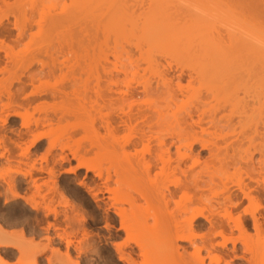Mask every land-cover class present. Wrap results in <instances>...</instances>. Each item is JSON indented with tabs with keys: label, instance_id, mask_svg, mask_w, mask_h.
<instances>
[{
	"label": "bare ground",
	"instance_id": "1",
	"mask_svg": "<svg viewBox=\"0 0 264 264\" xmlns=\"http://www.w3.org/2000/svg\"><path fill=\"white\" fill-rule=\"evenodd\" d=\"M1 2L7 3L8 0H6V2H5V0H1ZM156 3H158L160 5H164V6H169V7L170 6L172 7L175 5L179 6V7L180 6L192 7V9L194 8L197 11L201 10V12L203 13L201 15L200 12H196V13L194 12L195 14H191L189 16L186 13V15H187L186 17L183 16V13H182V17H181L183 20L182 21L183 25L185 23H187V25L189 24V26L195 25V27H196V24L199 23V24H201L202 27H204L203 30L201 29L203 32L200 30L202 32L201 36H202V38H204L203 40H204L205 45H206L205 47L209 51V55H207V56H201V57L197 56L196 58H194L195 57L194 56L193 58H191L192 62L190 60H188V62H191L190 65H193V66H191V74L190 75H192V72H193V74H195V73L196 74H207V75H211V76L216 77V76H221V75L222 76H226V75L229 76L230 74L235 75V72L236 73L239 72L241 74H244L245 75L244 77H246V78L244 79V77L243 78L239 77V78H242V81H240V82L242 83L244 81V83H242V87L238 86V88H240V89L236 88L239 91L243 90L241 97L239 96L238 91H234L236 89L233 90V88H232L231 92H230V89H228V88H231L232 85L230 86L229 83H227V82L226 83H227V85H229V87H227V86H223L221 88L218 87V90H216L215 95L213 94L214 92H212V96H216V98L215 97L212 98L213 100H215L213 102L217 101V104L214 103L216 105V107L214 106V104L211 103L212 106H214L216 109V111H214V112H216V114H214L215 117L213 118V116H211L213 119L211 121L212 126L210 129V131H211L210 135H211V137L213 136V138L206 140L200 136L202 133L204 134V132L209 131L208 129L206 130V128L205 129H202V128L198 129L201 132H199L195 129H192L193 131L195 130V132L192 131L193 133L190 134L189 137H187L189 135V133L185 137L182 136V135H184L183 134L184 130L182 131V130L178 129V131H177L174 129L176 131L174 133L172 132L173 130H170V127L171 128H174V127H172V125L169 124V121H170V123H174V120H176V118H175L176 115H178L179 117L177 118L176 123H174V124H177V123L180 124L181 123L185 126H189L187 128L195 127L198 125L197 128H200L199 125H200L201 118H200V121L198 120L199 118L195 119L196 118L195 116L198 115V109L200 107L188 108L185 110L178 111L176 113L173 109L172 103H173L174 99L176 98L175 95L177 93L172 91L170 89V86L166 85V84L170 85V83H166V84L164 83V85L161 84L162 82H166V80H168V78H170L169 80H173V79H171L172 77L173 78L175 77L177 80L180 81L182 79V77L185 75L184 74V68L183 69L182 68L177 69L178 68L177 67L176 68L177 70H174V68L172 69L171 64H169L171 62H169V61L167 62V59L165 56L162 57L161 55L156 56V55H152L150 53H146L144 55L143 54L139 55L136 59L134 58L135 60L133 61V63H135V64L133 66H129V64L127 62H126L127 63L126 65L124 64L126 66L125 69L123 66L121 67L123 69H121V68L116 67V65H114L115 66L114 67L115 69L113 68L114 72L117 70V71H120V73L119 72L113 73L107 69L108 73L106 74V71H105V74L102 75V77H105L106 79L103 78L102 80H104V79L105 80H104V82L103 81L102 82L103 83L106 82L105 86L107 85V87H108V88L105 87L106 89H108L107 92L106 91H103V92H106V94H104L105 95L104 97H106L110 100L109 103H112L115 100L116 101L123 100L122 102H126L125 100H127L128 96H130L129 98H131V97L134 98V100L135 99L137 100V98H135V97H138L141 95H146L145 96L146 98L148 97L146 99V101H147L146 103H145V100H144V102L142 101L143 102L142 103L139 100L137 102L136 100L134 101L131 98L129 101L130 106L128 105L130 107L129 108L130 110L127 113L126 112L124 113V110H123V113L121 112L122 114L118 111L119 115H118V113L115 114V118L113 116L114 114H112L113 117H110V118L108 117L110 120L112 119L111 120L112 122L109 121L111 123V125L108 122V124L110 126H112L115 123V126H117V127L118 126L124 127V125L126 127V125L129 124V126L132 127V128H130L132 130V132H133V130L135 132V129H133L134 127H137V128L139 127L140 123L142 122V117H145V118H143L144 120L146 119L145 124H146V121L149 122V124H146L147 127L142 126L143 128L144 127L146 128V130L144 129L145 131L142 130L143 129L142 127H140L141 129L138 128V130H140V131H137V128H136V133L139 132V134L137 133L138 134L137 135L136 133L135 134L133 133V136L134 135H136V136L133 137L131 135V138L129 137L130 139L128 138V139H126L127 141L125 140L126 142L124 141L122 143V149L123 150H121V149L120 150L123 151L122 153H124V157L126 156L125 157L126 163H125V168L123 169V173H121L122 174L121 181L125 185V188L127 186H128V188L126 190L119 191L118 193H114L117 190L113 191L115 189L111 188L110 190H111L112 194L115 195L114 201L116 200L117 203L120 202L119 204H123L125 201H127L126 203L129 202V204H131L133 206H137V205H140L137 203V202H140L139 197H140V200H141V198H145V200H146V202L144 201L145 205H141L139 212H136V214L134 213V215H135V218L137 220L139 219L138 221L140 222V228L143 230L149 231L147 233V240H148V244L150 246L148 244H146L147 242L144 240L143 244L145 246L141 243L142 246H144L143 249H145L146 246H149V247H146L147 251H150L149 253L153 254L154 257L157 259L156 261H153L154 262L153 263L152 262V260L154 259L153 255H151V257H150V254L145 249L144 251H146L148 253L147 255H149L148 257L151 259L149 261V258H147L146 252H142L143 255H146L145 258H147L149 261V262H147V264H152V263L153 264H155V263L156 264H169L172 260L174 261L175 259L177 260V263L175 262V264H235V262H237V261H239L240 264H264V116H263L264 115V111H263L264 110V0H148L147 4H149L148 6L152 8L153 7L152 5H154ZM3 8L1 5L0 6V182L2 183V185L5 184L4 185V188H5L4 191L6 193L5 195H7L9 197L10 196L19 197L20 195H19V193H17V190H16V183H15L16 177H15L14 173H13V176H11V173L8 174L9 176L6 175L7 173H5L9 170L13 171V172L16 171L10 167L8 170L6 168V166L8 167L9 165H11V162L13 161V159L18 157L16 159H19L18 160L19 163L21 161H23V162H21L23 164V166L25 163H27L29 161L30 163H27L25 165L30 164L34 169L35 168L37 169L36 172H38V173H36V174H38V176H36L35 174L33 175V172L31 171V169L28 170L29 168H32L29 165H28L29 168L27 167L28 169L26 168L27 169L26 171L20 170V169H22V167H20V169H18L17 171L21 172L24 177H26L28 179L30 178L29 181H31L32 184L34 183L36 185L35 187H38L39 189H41L40 186L42 185V183L41 182L37 183V182L39 181V179L42 178L43 172H45L46 174H49L51 176L52 174L55 173V171L57 169V165L61 164L62 161H67L68 159H70V157H68V155L66 153H64L65 148L68 149V147H67L68 144L67 145L65 143L63 144L61 139H60V141H61L60 142L59 141L60 137L58 139L56 138L55 140L51 139V138L55 137L54 136L55 134L53 135L52 131H50V132H45V131L40 132L39 131L40 126L44 125V123L46 121L47 122L50 121L51 123H53L51 121L52 117H51V119L49 118V114L46 113L43 117H41L42 115L39 116V118L36 119V122H34L35 125H33V123H30L29 119L23 120V121L21 120L23 123H21V125H20L21 128H18V129H14L11 124H12L13 118H15L18 115L20 117L23 116L22 113L20 111H18V109L16 107H20V108L23 107V109L25 111L27 110L26 112H28V108H24V106H27V107L30 106L31 107V105L33 106V104L35 105V103L40 104L39 102H41L43 104V102H44L42 100L43 98L45 99L46 97L48 98V96H49V99H50V97H52V99L58 100L59 98L63 99V98L68 96V93H69L68 89L71 86L70 84H62V85H59L58 87H53L52 89L47 88V85L49 86V84L47 83V85H46L47 79H45V78L49 77V76L50 77L54 76L53 72H55V74H56V72L58 70L57 68H59V67H57L55 63L49 64L48 61L43 60V56L45 55L44 58H48V57H50V59L53 58L58 53H61V51H63V52L66 51L67 48H64V45H66L65 47H68V43H70L69 44V46H71L70 48H75V47H73L75 45V40H74L75 38L74 37H76L77 33L75 35V32L68 29L67 32H69V31L70 32L67 35V32L65 31V28H64L66 25L64 26L63 21H65L66 23H70L72 25V27H74V25H75L74 22L76 21L75 20L76 14H75V11H74L75 15L72 12H70V14H67L69 12V11H67L66 12L67 15L62 17L61 21L59 20L58 16H55L58 19L55 18L56 19L55 20L52 18V22L50 21L51 23L50 22L48 23L49 25L44 24L43 26H41L39 24L40 26H38L37 30L35 32H31V31H33L32 29L35 27V26L33 27L34 24H32L30 22H28L30 25L26 24V22L22 23V24H20V23L17 24V23H15V21H14V23H12L13 20L11 21V18L9 17V13L6 10H4ZM169 9L171 10L173 8H168V9L165 8V10H169ZM186 9L189 11L188 8H186ZM158 13H160V12H158ZM163 13H165V11ZM167 13H168V15L169 14L172 15L171 12L170 13L167 12ZM155 16H157V15H155ZM183 17L185 19H183ZM155 19H154V21H155ZM162 19H164V18H162ZM68 20L72 21L73 23L69 22ZM158 20L160 22L161 19H158ZM167 20H169V19H167ZM167 20L165 22H167ZM60 22H63V23L60 24ZM165 22H164V24H165ZM62 24H63V27H62ZM191 26H190V28H191ZM59 28L60 29L64 28L63 30L66 33L65 34L66 37L64 38L66 44H64V42H62V40L64 41V39H63L64 35L62 33L63 37L61 40V44L63 43V46H61V44L57 45L60 42L59 37H61V36H58L59 31H57V30ZM55 29H57V30H55ZM74 30H75V28H74ZM54 32H55V34H54ZM61 32H62V30H61ZM27 33H29L30 36L27 35ZM49 33H52V35L51 34L49 35ZM26 35L29 36V41L31 39L34 40V38L37 35L39 37L38 38L36 37L35 38L36 40L37 39L38 40H40V39L44 40L46 37L47 41L49 40L48 44H49V42H51L49 44L50 47L47 44L45 49H43L44 47L43 48L41 47V49H40V47H37V48L35 47V49L32 48V50H29L28 48H26V49H28V51H30V53H28L27 55L31 54L32 57L31 56L27 57V55L25 56V53L23 54L22 51H21V53H22L21 55H23V56H20L18 54V52L16 53L17 55H15L14 51H16L17 49L15 50L14 47H16L17 44H14L15 46H13V41L20 42L24 38H26L25 37ZM47 35H49V37H47ZM60 35H61V33H60ZM145 36H147V35H145ZM54 37L55 38L58 37V38L55 39ZM66 39H68L69 42ZM33 40H31V43H33L32 42ZM36 40H34V41H36ZM57 40L59 42L57 44H55V42H57ZM24 44H26V42ZM34 44H31V46ZM26 45L28 46V44H26ZM26 45H25V47H26ZM53 45H55V49L50 50V48H54ZM56 46L62 47L64 50L63 49L61 50V48H58ZM75 46H77V45H75ZM149 46H150V44H149ZM59 50H61V51L59 52ZM68 50H69V48H68ZM71 50L72 49H70V51ZM63 52L61 53V55L63 54ZM74 52H72V53H74ZM26 53H27V51H26ZM41 55H43L42 59H41ZM59 55L60 54H58V57H59ZM18 58H19L18 61H20V58H21L20 64L23 67H26V70L20 74L17 71H16L17 73H14L15 71H13L14 69H16L14 65H15V61L17 63ZM22 58H24V59H22ZM26 59H27V62H26ZM69 59L71 60V58H69ZM23 60H24V62H23ZM165 61L168 63L167 65L164 64ZM22 62L24 64H22ZM35 63H38V65H36ZM33 64H35V66H37V67L33 66ZM26 65H28V66H26ZM62 65L66 66L65 63ZM22 66H20L19 68H22ZM55 66H56V68H55ZM188 66H189V64H188ZM70 67H73V66H70ZM54 69H57V70L54 71ZM113 69H111V70H113ZM23 70H24V68H23ZM170 72H172V74H171L172 77L165 78L170 74ZM121 75L124 78H127L125 76L129 77L126 79L127 80V86H126L127 89L126 90H120V88L118 89V87H117L118 83H120L124 79ZM129 75H131L134 78H136V77L138 78L139 77L138 75H140L141 77H142V75H143V77L145 75H148V76L150 75L151 78H152V76H156V77H158V79H159V77H161L162 82H160L161 81V78H160V81L156 82L154 85L153 84L154 80L151 81V80L147 79L148 77L146 76L147 77L146 79L149 82V83L147 82L148 84L145 83L143 87L140 85L141 88L132 87V84L130 82L131 76H129ZM199 76H201V75H199ZM228 76H226L227 78H224V77L223 78L227 80ZM236 76H234V77H236ZM120 77H122V79ZM230 77H232V76H230ZM230 77H229V79H230ZM134 78H132L131 81ZM198 80L199 79H197V81ZM226 80H224V81H226ZM128 81H129V83H128ZM200 81L201 80H199V83H200ZM169 82H171V81H169ZM228 82H229V80H228ZM233 83L235 84L237 82H233ZM44 84L46 86H44ZM130 84H131V86H130ZM205 84H206V81H205L204 85ZM222 85H224V84H222ZM239 85H241V84H239ZM43 86L46 87L47 89H45ZM173 86H175V85H173ZM176 86H177V84H176ZM236 86H237V84H236ZM113 87H116V88H113ZM208 87H210V85H208ZM254 87H255V89L257 88V96L258 97L255 96L254 94H252ZM179 88H181V87H179ZM206 88H207V86H206ZM241 88H242V90H241ZM176 89H178V87L175 88V90ZM181 89H183V88H181ZM209 89H212V88H209ZM204 90H207V89H204ZM195 91H197V89ZM254 91H256V90H254ZM229 92L230 93L234 92L235 94L238 92L236 94L237 100H238V103L242 104V109H243V113L245 115V120L246 121L248 120L247 123H249V124L251 122V126H249V130H242V131L240 130L241 133L239 131L238 133H240V134L235 136V137L229 135V132L232 133L231 128L235 127V125L231 126L232 123L234 124V122L231 123V121H232L231 119H233V117H234V115L231 114V113H233V112H231L232 110L228 111L229 114L232 115L231 118L227 112L228 105L231 103L230 102L231 95ZM194 93H198V91L194 92ZM115 94H117V95H115ZM251 94L254 95L255 97L252 96ZM180 95H182V94H180ZM192 95L190 94V96H192ZM240 95H241V93H240ZM17 96H18V99H17ZM116 96H118V97H116ZM194 96H197V95L194 94ZM194 96H192V97L195 98ZM84 97H85V95H84ZM84 97L82 96V98H81V96H80V98L86 102L88 99L85 97L87 99L86 100ZM47 98H46V101H47ZM80 98L78 100H80ZM254 99H258V100L253 105L252 102H254ZM65 100L66 99H64L63 101H65ZM82 100H80L81 102L79 101L80 103L78 102L79 107H80V104L83 102ZM112 100H114V101H112ZM208 100H210V99H208ZM199 101H201V100L199 99ZM203 101L204 100H202V102ZM85 102H83L81 104V106H83V104H84V107H85ZM139 102H140V104H139ZM118 103H120V102L118 101ZM38 104H36V105H38ZM42 104H40V105H42ZM200 104H202V103H200ZM255 104H257L258 106ZM256 106H257L258 110H257ZM262 107H263V110L261 109ZM80 108L82 109L83 107H80ZM85 109H87V108L85 107ZM201 109H202V107H201ZM88 110H89V108H88ZM35 111H36V109H35ZM202 111H203V109H202ZM202 111H201V113H202ZM115 112H117V111H115ZM20 113H21V115H20ZM87 113H88V111H87ZM251 113H253V114H251ZM256 113L262 114L261 117L259 116L260 118H262L261 121L259 120L260 119L259 117L255 118L256 116H254V115H257ZM202 115H204V114H202ZM172 117H174L175 119ZM251 117L254 118L255 120L257 119L258 121L255 122V120L253 119V122H252ZM171 118H172V120H171ZM138 119H140V120H138ZM134 120H137V122H138L137 124H139V125H136V121H134ZM144 120H143V122H144ZM50 122L47 125L50 126V124H51ZM131 122H133L134 124L131 125L130 124ZM181 124H180V128H182ZM201 124H202V122H201ZM169 125H170V127H169ZM115 126H114V128H115ZM129 126H127V127H129ZM185 126H184V129L186 128ZM190 129H188L189 132L191 131ZM179 131L182 132V135H178V134H180ZM140 132H142V133H140ZM177 132H178V134H177ZM185 132H188V131H185ZM49 133H51L52 134L51 136H53V137H50V139L48 138L49 140H48V146L46 149L47 150L46 156L47 155L50 156V154H52L53 151L57 150L55 148L59 147L61 150V151L54 152L55 154H52L51 158L53 156H55V158H52V159H56V160H53L54 162L52 161L53 162L52 166L49 165V160L46 161L47 157L44 158L42 153L40 155L42 157H40V156L39 157L42 161L45 159V161H46L45 165H44V163L43 164L41 163L42 161H40L39 164L36 163L35 161H33L34 160L33 159L34 154H33L32 149L35 148L36 146L40 145L41 140L44 139L46 136L49 137V135H50ZM198 133H200V134H198ZM206 135H207V133H206ZM146 137L148 139H145ZM255 138H257L258 140H255ZM144 140L147 141L149 144L147 142H145ZM142 142H145V143H143V144H145V146H143L144 148H142V149H140V151H138L139 148H137V147L139 146V144L141 145ZM152 142L154 144H152ZM197 143H199L200 147L207 152L206 155L204 154L205 156H203V154L201 155L200 152L196 150L195 145ZM146 145H147V147H146ZM40 147H42V146H40ZM145 147H146V149H145ZM173 148H175V149H173ZM125 149H128V150L130 149V150L128 152V150L126 151ZM133 149L135 151V154H133V151H132ZM135 149H137V150H135ZM130 151H132V152H130ZM139 152H141V153H139ZM16 154H17V156H16ZM75 154H78V153L76 152ZM131 154L133 155L132 157H130ZM56 157H59V160ZM78 157H80V156H76V158L80 160V158H78ZM133 157H135V158H133ZM31 158H32V160H31ZM33 163H36L37 165L33 164ZM88 164L89 163H87L86 161L84 162L81 160V161H79L78 165H76V168L77 167H85L87 173L91 170L94 172V170L98 169V167L95 168V166L93 169V165L89 164V165H91V166H89ZM1 166L3 169L5 168L4 169L5 171L2 170ZM120 167H122V166H120ZM1 170L3 172H1ZM71 170H73V167H71L70 169H66L65 173H70ZM154 170H156V172H154ZM102 172H103V170H101V168H99V171L96 170V172H94V174H96L95 176L99 177V179L102 176V179H103V175H102L103 173ZM170 173L173 176L175 174H179L180 177H179V175H175V176H177V178L174 179L173 182L172 181L169 182L167 180V179H169V178H167V176H168V174L171 176ZM15 174H16V172H15ZM40 174H42V175L40 178H38L40 176ZM55 174H57V173H55ZM164 176H166V177H164ZM170 176H168V177H170ZM104 177H105V180H104L103 184H100L99 182H98L99 183L98 184L96 180H94L93 183H91V184H89L87 182V180L86 181L81 180L79 183H80V185L85 186V188H88L89 192L92 193L91 195H93V197L96 201L101 202V201H104L105 192H107V191H105V187L107 186L105 184H108L107 183L108 180L111 179V176L109 173L107 174V176L104 175ZM162 177L165 179L167 178V179L166 180L163 179L164 180L163 181ZM46 179H48V178L46 177ZM78 180H80V179H78ZM167 181L169 182V184L171 186H169V184H167L168 183ZM135 182H137L136 183L137 185L140 184L142 186H146L148 184L149 186H147V187H151V188H149L150 194L147 193L148 195L146 194L144 197L142 194V191H141L142 195L140 194V191L138 192V186H136L137 192L135 191V188H134V190H131L135 186L134 185ZM165 182H167V183H165ZM40 183H41V185H40ZM141 183H146V185L141 184ZM140 185H139V187H140ZM56 186H57V184L54 187H56ZM147 187H146V189H147ZM30 188H32V187H30ZM47 189H46V191H47ZM108 189L106 188V190H108ZM128 189L130 191H133V192H129ZM139 189H141V188H139ZM143 189H144V187H143ZM125 191H128V192H125ZM134 192L136 195L140 194L141 196L139 195V197H137L138 198L137 199L136 196L134 195ZM144 192H145V189H144L143 193ZM148 192H149V190H148ZM10 193H12V195ZM58 194H60V193H58ZM56 195H55V197H56ZM22 196L25 197V195H21V197ZM107 196H109V195H107ZM147 196H148V198H147ZM45 197L50 198L48 196H45ZM60 197H62V196H60ZM31 198H32V196H31ZM24 199H26V197ZM30 199L28 200V197H27V199H26L27 202L33 200V198L31 200ZM36 199L34 197V200L29 202L33 208H37L40 204L38 201H36ZM51 199H52V197L50 198V200ZM110 201H111V199H110ZM43 202H44V200H43ZM46 202L48 203V201H46ZM142 202H143V199L141 200L140 203L143 204ZM49 203H50V201H49ZM108 205H109V203H108ZM67 208H68V206H67ZM118 209H119V211L121 210L119 207H118ZM64 210L67 211V209H64ZM117 210L115 209V211L117 212V215H118ZM50 212H52V211H50ZM61 213H63V212H61ZM65 213L67 214V212H64V214ZM70 213H71V211H70ZM78 213H79V211H78ZM72 214H74V212ZM120 214L122 217L123 216L122 213H120ZM60 216H62V215H60ZM62 217H64V216H62ZM65 218H66V216H65ZM65 218H64V220H65ZM68 218L66 220L67 222H68ZM56 219H58V218H56ZM121 219L123 220V218H121ZM58 220H56V221H58ZM80 220H82V219H80ZM59 221H61V220H59ZM46 222H48V221L46 220ZM150 222H152V223H150ZM50 223L52 224V222H50ZM129 223H131V222H129ZM69 224L72 225V223H69ZM78 225H79V223H78ZM81 225H83V224H81ZM61 226L62 225H60L59 227H61ZM125 226H126L125 229L127 232L128 224L127 225L125 224ZM121 227L124 228V225ZM129 227L131 228V226H129ZM131 229L134 230L136 228L132 226ZM68 230L67 231L65 230V232H68ZM4 231H7V230H4ZM14 232H12V233H13V235L15 234L14 237L16 236L17 238L12 237L13 240H16L19 238L23 239L22 236H20V234H19V236L16 235V234H18V232L17 233L16 232L14 233ZM60 232H61V230L58 233H60ZM85 232H86V230H85ZM136 232H137V229H136ZM62 233H63V231H62ZM68 233H66V234H68ZM132 233H135V230H134V232L131 230V234ZM137 233H139V231ZM1 234H3V233H0V244H3L6 247H10L13 244V242H12V240L10 241V240L6 239V236L7 237H11V236H8V235L4 236ZM69 234H68V236H69ZM71 234H73V233H71ZM128 234H130V233H128ZM10 235H12V234H10ZM82 236H84V235H82ZM130 236H128V237L130 238ZM134 236H136V235L134 234ZM23 237H24V233H23ZM132 237H131V239H132ZM136 238L133 237V239H136ZM141 238H143V237H141ZM141 238H140V240H143ZM25 239H23V240L26 241V244L23 240H19V242L23 241L25 248L22 244H19V242H18V244L20 245V246L18 245V248H19V250L23 251L24 254L22 252H20L23 255H25L27 253V251L30 250V248L34 247V245L37 244L35 249L39 245L38 244L39 241H38V243L36 241L34 243L33 242L34 240L31 239L30 241H32V240L33 241L28 242V239L26 238V236H25ZM71 240H72V238H71ZM63 241H65V239ZM133 241H137V239L133 240ZM137 242H142V241L138 240ZM9 243H11V244H9ZM32 243H34V245ZM74 244L76 245V243H74ZM138 244L140 245V243H138ZM30 245H31V247H30ZM14 246H16V245H14ZM38 247H41V246L39 245ZM115 247H116V245H115ZM126 247H127V245H126ZM41 249H43V248H41ZM44 249H45V247H44ZM24 250H25V252H24ZM39 250H40V248H39ZM117 250H118V253L120 254L119 259L121 261H126V262L128 261V264H132V263H130L131 260H128V257L126 256V252H127L126 250H123L120 247H118ZM40 251L42 252L43 250H40ZM124 251H126V252L124 253ZM28 252H31V251H28ZM54 252H55V250L53 249V253ZM35 253L38 255L39 251L36 250ZM51 254L52 253H50V255ZM54 254H53L54 257L56 255L57 256L60 255L57 253H56V255H54ZM61 255H62V253H61ZM65 255H67V253ZM69 255L67 257H69ZM129 255H131V254H129ZM29 256H32V255H29ZM132 256H134V255H132ZM35 257H36V255H35ZM61 257L63 259L67 258V257L64 258L63 256H61ZM48 258H50V257H48ZM51 259H54V258L51 257ZM58 260H60V259H58ZM36 261H34L33 263L35 264ZM51 261L52 260H50V262ZM66 261L70 262V261H75V260H73V259L71 260V258L69 257L68 260L66 259ZM133 262H135L134 259H133ZM138 263L140 264V262H138ZM142 263L146 264V260H145V262H141V264ZM0 264H8V263L2 259V261L0 260ZM21 264H22V262H21ZM25 264H28V263H25ZM29 264H31V263L29 262ZM71 264H73V263L71 262Z\"/></svg>",
	"mask_w": 264,
	"mask_h": 264
},
{
	"label": "rangeland",
	"instance_id": "2",
	"mask_svg": "<svg viewBox=\"0 0 264 264\" xmlns=\"http://www.w3.org/2000/svg\"><path fill=\"white\" fill-rule=\"evenodd\" d=\"M5 2H6V0H5ZM147 3H148V0H8L7 3L1 2V0H0V4L2 5V8L4 7L3 9L9 13V17L11 18V21L13 20L12 23H14V21H15V23H17V24H19V23L22 24L25 22H26V24H29L28 22L34 24L33 27L34 26L35 27L32 29L33 31H31V32H35L37 30L38 26H40V25L41 26H43L44 24L49 25L48 23L50 21L52 22V18L53 19L57 18L55 16H58L59 20L61 21L62 17H64L67 14H70V12H72L74 14V11H75L76 15L75 14L74 15H75L76 21L74 22L75 23L74 27H72V25L70 23H66L65 21H63V22H64V26L66 25L64 27L66 32L68 31V29H70L73 32H75V35L77 33L76 37H74L75 38L74 39L75 45H77V46H75V45L73 46L75 48H70L71 47V46H69L70 43H68L69 40L66 39V40H68V42H67L68 47H65L66 45H64V48H67V50H66L67 52L61 51L63 48L56 46L58 48H61V50H59V52L60 51H61V53L63 52L62 55H61V53H58V54H60L59 57L57 54L53 58L50 59V57L44 58L45 55L44 56L41 55V59L43 56V60L48 61L49 64L55 63L56 66L60 68V69L57 68L58 70L54 69V71L57 70L56 74H55V72H53L54 76L51 75L52 77L49 76V77L45 78V79H47L46 85H47V83L49 84V86L47 85V88L52 89L53 87H58L59 85H62V84H70L71 86L68 89V91H69L68 96L69 97L67 96L63 99L59 98L58 100H56V99L54 100V99H52V97H50V99H49V96H48V98L46 97L47 101H46V98L42 99L44 101V102L42 101L43 104L41 102H39L42 105L35 103V105L33 104L34 107L32 105H31V107L30 106H28V107L24 106V108H28V112H26L27 110L25 111L23 109V107H21V108L16 107L18 109V111H20L22 113L23 116L20 117L18 115L12 119L11 125L13 126L14 129L21 128L20 125H21V123H23L22 122L23 120L29 119L30 123H33V125H35L34 122H36V119L39 118V116L42 115L41 117H43L46 113L49 114V118L51 119V117H52L51 121L53 123H51L49 120L48 121L51 123L50 126L51 125L52 126L50 127L49 125H47V124H49V122L46 121L47 123L45 122L44 125L40 126L39 131L40 132L41 131H45V132L52 131L53 135L55 134L54 135L55 137L51 138V139L55 140L56 138L58 139L60 137L59 141L61 139L63 144L64 143L66 145L68 144L69 145V146L67 145L68 149L65 148L64 153H66L68 155V157H70V159H68L67 161H62L61 162L62 165L61 164L57 165V169L55 171V173H57V174L54 173L51 176L49 174H46L45 172H43V175L40 174V176L38 178H40L41 175H42V178L39 179V181L37 183H39V182L42 183V185L40 183L41 189H39L38 187H35L36 185L34 183L32 184V182L29 181L30 178L28 179V178L24 177L21 172L17 171L18 169H20V167H22V169H20L22 171L23 170L26 171L29 168V166L32 167L30 164H28L29 166L25 165L27 163H30L29 161L27 163H25L23 166V164L21 163L23 161H21L19 163L18 162L19 159H16V158H18V157H16L15 158L16 160L13 159V161L11 162V165H9L8 167L6 166L7 170L9 169V167L16 170L14 172L9 170L5 173H7L6 175L11 173V176H13V173H14V175L16 177V180H15L16 181L15 182L16 183V190L20 196L19 197H13V196L9 197V196L5 195L6 194L4 191L5 190V188H4L5 184L2 185V183L0 182V193H1L0 194V233H3L1 235H4V236L5 235L11 236V237L6 236V239H8L10 241L12 240V242H13V244L10 247H6L3 244H0V256H1L0 260L1 261L3 259L8 264H12V263L13 264H21V262H22V264H25V263L29 264V262L31 264H34L33 262L36 260H37L36 261L37 264H67V263L71 264V262L73 264H128V261L127 262L121 261L119 259L120 254L118 253V250H117L118 247L127 251V252L124 251V253L126 252V256L128 257V260H131V262L130 261L129 262L132 264H135V263L139 264L138 262H140V264H141V262H145V260H146V264H147V262H149L151 260L148 257L149 255H147L150 251H147V248H146V247L150 246L148 244V240H147V233L149 231L143 230L140 228V222L138 221L139 219L137 220L135 218V215H134V213L136 214V212H139L141 205H145L144 203L146 202L145 198H141V200L143 199V202H142L143 204L140 203L141 200H140L139 195L141 194V191H142L143 196L145 197V195L147 193L150 194L149 188H151V187H147L149 185L148 184L146 185V183H141V184H145L146 186H142L139 184L140 185V187H139V185L136 184L137 182H135V184H134L135 186L131 190H134V188H135V191L137 192L136 186H138V192L140 191V194L137 193L138 195H136L134 192V195L136 196V198L139 197V201H140V202H137L138 204H140L137 206H133V205L129 204V202L126 203L127 201H125L123 204H119L120 202L117 203L116 200L114 201L115 195H113L111 190H110L111 188L115 189L113 191H116V190L117 191L114 193H118L119 191H123V190H126L128 188V186L125 188V185L121 181V177H122L121 173H123V169L125 168V163H126L125 162L126 156L124 157V153H122L123 151H121V150H123L122 149V143L126 139H128L129 137L131 138V135L133 136V133L134 134L136 133L137 127H134L133 129H135V132H134V130L132 132V130L130 129L132 127L129 126V124L126 125V127H125V125H124V127L123 126L117 127V126H115V123L112 126H110L111 123L109 121H111L112 119L110 120L109 118L113 117V116L115 118V114L118 113V115H119V112L123 113V110H124V113L125 112L127 113L130 110L129 109L130 108L129 107L130 106L129 101L132 97L129 98L130 96H128L127 97L128 101L124 99L126 102H122L123 100H121V101L118 100L120 102V103H118V101L112 100L114 102L111 101L112 103H109L110 100L108 98L104 97L105 96L104 94H106L108 89L105 88V87H107V85L105 86L106 82L103 83L106 78L102 77V75L105 74V71L107 74L108 70L110 72H113V73H118V72L120 73V71H117V70H116L117 72L116 71L114 72V69H115L114 65H116V67H118V68H121L123 66L124 69H125V67H126L125 65L127 63L129 64V66H133L135 64V63H133V61L141 54L144 55L146 53H150V54L156 55V56H158V55L159 56L161 55L162 57L165 56L167 59V62L168 61L171 62L169 64H171L172 69L174 68V70H177L179 68L180 69L184 68V74L185 75L180 80L181 82L179 80H177L175 77L174 78L172 77L171 74L174 71L173 70L172 72H170V74L167 77H165V78L172 77L171 79H173V80H169L170 78H168V80H166V82H162V78L159 77V79H158V77H156V76H152V78H151L150 75L149 76L145 75L144 77H143V75H142V77L140 75H138L139 76L138 78L137 77L134 78L131 75H129V76H131L130 82L132 84V87H139V88H141V86L143 87L144 84L148 82L147 79H149L151 81L154 80V83L152 82L154 85L156 82L160 81V78H161L160 82H162L161 84L164 85V83L165 84L170 83V85H168V84H166V85L170 86V89L172 91H174L175 93H177L175 95L177 99L175 98L173 103H172L174 111L177 113L178 111L185 110L188 108L200 107L198 109V115L195 116L196 117L195 119L199 118L198 120L200 121V118H201V121H200L201 126L199 125L200 128H197V126H198L197 125L195 127H190L191 128L190 129V128H187L189 126H185V125L180 123L182 125V128H183L182 129V128H180L179 123L174 124V123H176V120L179 117L178 115H176V117H175L176 120H174L175 118L172 117V118H174L173 119L174 123H170V121H169V124H171L172 127H174V128H171L169 125L170 130H173L172 131L173 133L176 132L175 130L178 131V129L182 130V131L184 130L183 131L184 135H182L181 131H179L180 134H178V132H177V134L185 137L189 133V135L187 136V137H189L190 134L195 132V130L199 131L198 129H201V128L205 129L206 128V130L207 129L209 130L208 131L209 133L204 132V134L202 133L203 135L202 134L200 135L201 137H203L206 140L213 138V136L211 137V135H210V132H211L210 129L212 126L211 121L215 117L214 114H216V112H214V111H216V109H215L216 105L215 104H217V101L213 102L215 100H213L212 98H214V97L216 98V96H212V92H214L213 94L215 95L216 90H218V87L219 88H221L223 86L229 87V85L230 86L232 85L231 88H228V89H230V92H231L232 88H233V90L236 88L240 89V88H238V86L242 87V83H244V81L242 83L240 81H242V78L245 75L241 74L239 72L238 73L235 72V75L234 74L233 75L234 76L237 75V76L234 77L233 75H231L229 73L230 74L229 76L226 75V76H228L227 80L224 79L227 77L222 76V75L215 77V76H211V75H207V74H196V73L193 74V72H192L193 76L190 75L191 74V66H193V65H190V63L192 62L191 58H193L194 56H195L194 58H196L197 56L198 57L199 56L200 57L201 56H207V55H209V51L205 47L206 45H205V42L203 40L204 38H202V36H201L202 32H203L202 30L204 27H202L201 24H199V23L196 24V27H195V25H192V26L190 25L191 28H190L189 24L187 25V23H185L183 25L182 24L183 20L181 17H182V13H183V16H185V17L187 15L189 16L191 14H195L196 12H200L201 15L203 13L201 12V10L197 11L194 8L192 9V7H187V6H185V7L180 6L179 7L176 5H175L176 7L175 6L169 7V6L160 5L158 3L152 5L153 7L151 8L148 6L149 4H147ZM165 8L166 9L173 8V9H171V10L169 9L170 10L169 11V10H165ZM186 8H188L189 11ZM67 11H69V12L66 14ZM164 11L166 14L163 13ZM158 12H160V13H158ZM167 12H169V13L171 12L172 15L171 14L168 15ZM186 13H187V15H186ZM155 15H157V16H155ZM154 17L155 18L157 17L158 19H161L162 21L160 20V22H159V20L157 18L155 19ZM162 18H164V19H162ZM154 19L156 22L154 21ZM167 19H169V20H167ZM183 19H185V18L183 17ZM166 20H167V22H165ZM63 22H60V24ZM69 22H72V21H69ZM164 22H165V24H164ZM62 27H63V24H62ZM74 28H75V30H74ZM63 29L62 28L61 29L59 28L58 30L55 29V30L59 31V33L57 32L59 35L58 34L57 35L61 36V37H59L60 42L58 40H57V42H55V44H57L59 42V44H57V45L61 44V40H62L63 35H64L63 39L66 37L65 36L66 33ZM61 30H62V32H61ZM69 32H67V35L69 34ZM52 33H49V35L50 34L52 35ZM60 33H61V35H60ZM62 33H63V35H62ZM54 34H55V32H54ZM27 35H29V33H27ZM27 35L25 36L26 38L23 39L24 41L23 40L20 42L13 41V46H15L14 44H17L16 47H14L15 50L17 49L16 51H14L15 55H17L16 53L18 52V54L20 56H23V55H21L22 53L23 54L25 53V56H26L28 53H30V51H28V49L32 50V48L35 49V47L36 48L40 47V49H41V47L42 48L44 47L43 49H45V47L48 44L49 40L47 41L46 37H45L46 40L45 39L44 40L43 39H40V40L37 39L36 40L35 38L36 37L38 38L39 37L38 35L34 38V40H36V41H34L33 39L30 38L31 40H33L32 41L33 43H31V40L29 41L30 35L29 36H27ZM49 35H47V37H49ZM145 35H147V36H145ZM57 38H55V39H57ZM25 42H26V44H28V46L26 44H24ZM62 42H64V44H66L65 39H64V41L62 40ZM50 43L51 42H49V44ZM31 44H34V45L31 46ZM49 44H48V46H49ZM149 44H150V46H149ZM25 45H26V47H25ZM53 46H54V48H50V50L55 49V45H53ZM61 46H63V43L61 44ZM26 48H28V49H26ZM68 48H69V50H68ZM70 49H72V50L70 51ZM21 51H22V53H21ZM26 51H27V53H26ZM72 52H74V53H72ZM28 56L32 57L31 54L27 55V57ZM69 58H71V60ZM22 59H24V58H22ZM18 60H19V58L17 59V63L15 61L14 66L16 69L13 68L14 69L13 71H15L14 73L19 72V74H20L26 70V67H23L20 64L21 58H20V61H18ZM188 60H190L191 62H188ZM23 62H24V60H23ZM23 62H22V64H24ZM26 62H27V59H26ZM167 62L165 61L164 64L167 65L168 64ZM64 63L66 64V66L62 65ZM35 64L38 65V63H35ZM35 64H33V66H35ZM188 64H189V66H188ZM20 66H22V68H19ZM26 66H28V65H26ZM56 66H55V68H56ZM70 66H73V67H70ZM35 67H37V66H35ZM23 68H24V70H23ZM110 68L111 69L114 68V69L111 70ZM121 69H123V68H121ZM199 75H201V76H199ZM230 76H232V77H230ZM122 77H120V78L122 79ZM125 77L129 78L128 76H125ZM229 77H230V79H229ZM239 77H242V78H239ZM103 78H105V79L102 80ZM127 78H124L123 79L124 81L122 80L120 83H118V85H117L118 89L119 88H120V90H126L127 89V87H126L127 86V80H126ZM132 78H134L132 80L133 82L131 81ZM245 78L246 77H244V79ZM197 79L201 80L200 83H199V80L197 81ZM224 80H226V81H224ZM228 80H229V82H228ZM169 81H171V82H169ZM205 81H206V84L204 85ZM226 82L229 83V85H227ZM233 82H237V83L234 84ZM128 83H129V81H128ZM131 84H130V86H131ZM176 84H177V86H176ZM222 84H224V85H222ZM236 84H237V86H236ZM239 84H241V85H239ZM46 85L44 84V86H46ZM173 85H175V86H173ZM208 85H210V87H208ZM206 86H207V88H206ZM177 87H178V89L175 90V88H177ZM179 87H181L183 89H181ZM44 88L47 89L46 87H44ZM113 88H116V87H113ZM209 88H212V89H209ZM196 89H197L198 93H194V92H197V91H195ZM204 89H207V90H204ZM237 89L234 91H238L239 96L241 97L243 90H242V88H241L242 91H239ZM254 90H256V91H254ZM254 90H253L252 94L257 96V88L255 89V87H254ZM103 91H106V92H103ZM240 93H241V95H240ZM180 94H182V95H180ZM190 94L191 95L193 94L192 96H194V94L197 96H194L195 98H193L192 96H190ZM234 94H235L234 92L230 93V95H231V100H230L231 103L230 104L231 105L229 104L230 106L228 105V109H227V112L232 110L231 112L234 113L233 114L230 112L232 115H234L233 119H231L232 120L231 123L234 122V124L232 123L231 126L235 125V127L234 128L232 127L233 129L231 128L232 133L229 132V135H231L233 137L239 135L242 130H249V126H251V122L249 124V123H247L248 120L247 121L245 120V115L243 113L242 104L238 103L237 95L235 94L236 95L235 96ZM84 95L88 100L84 97ZM115 95H117V94H115ZM254 95H252V96H254ZM80 96H81V98L83 96L87 101L85 102L84 100H82L80 98ZM145 96L146 95H141V96L135 97V98H137V100L136 99L135 100L137 102H138V100L141 102L142 101L144 102V100H145V103H146L147 102L146 99L148 97L146 98ZM116 97H118V96H116ZM79 98H80V100L85 102V107L87 109H85L84 104H83V106H81V104L83 102L80 104V107H83L82 108L83 110L79 107V104H78V102L80 101V100H78ZM17 99H18V96H17ZM64 99H66V100L63 101ZM132 99L134 100V98H132ZM199 99L201 101H199ZM208 99H210V100H208ZM106 100L107 101L109 100V101L107 102ZM202 100H204V101L202 102ZM257 100L258 99H254V102H252L253 105ZM199 102L202 104H200ZM211 103L212 104L215 103L214 104L215 107L212 106ZM36 104H38V105H36ZM139 104H140V102H139ZM255 105H257V104H255ZM257 106H256V108H257ZM201 107H202L203 111H202ZM88 108L90 111L88 110ZM35 109H36V111H35ZM261 109L263 110V107ZM86 110L88 111V113ZM257 110H258V108H257ZM115 111H117V112H115ZM201 111H202V113H201ZM21 113H20V115H21ZM112 114H114V115L112 116ZM202 114H204V115H202ZM228 114H229V112H228ZM251 114H253V113H251ZM232 115H230V118L232 117ZM211 116H213V118ZM254 116H256L255 118H258L259 116L261 117L262 114H257ZM143 118H145V117H142V122L144 120ZM172 118H171V120H172ZM251 119H252L251 121L253 122L254 118L251 117ZM138 120H140V119H138ZM145 120L143 122L144 124H145ZM259 120L261 121L262 118H260ZM134 121H136V125H139V124H137L138 123L137 120H134ZM256 121H258V120L256 119L255 122ZM108 122L110 125L108 124ZM201 122H202V124H201ZM141 123H140L138 128H140L142 126L147 127L146 124H149V122H147V121H146L145 125L143 123L142 124ZM130 124L132 125L134 123L131 122ZM114 126H115V128H114ZM127 126H129V127H127ZM184 126L186 127L185 128L186 130L184 129ZM138 128H137V131H140V130H138ZM144 129L146 130L145 127L142 130H144ZM188 129H190L191 131L189 132ZM192 129H195V130L193 131ZM185 131H188V132H185ZM239 131H240V133H238ZM199 132H201V131H199ZM137 133L139 134V132H137ZM140 133H142V132H140ZM206 133H207V135H206ZM49 134H50L49 137L46 136L44 139L41 140L40 145H38L32 149L34 157H35V158L33 157V159H34L33 161H35L36 163L39 164L40 161H42L40 159V157H42V156H40L42 153L44 158L47 157L46 161L49 160V165L52 166L53 162H54L53 160H56V159H52V158H55V156H53L51 158L52 154H55L54 152L61 151V150L59 147H58L59 149L55 148L57 150L54 149L55 151H53V153L50 154V156L49 155L46 156V152H47L46 149L48 146V140L50 139V137H53V136H51L52 135L51 133H49ZM198 134H200V133H198ZM134 136H136V135H134ZM147 137L145 139H148ZM255 140H258V139L255 138ZM145 142H147V141H145ZM145 142H142L141 145L139 144V146L137 147V148H139L138 151H140V149L144 148L143 146H145V144H143V143H145ZM152 144H154V143L152 142ZM40 146H42V147H40ZM146 147H147V145H146ZM146 147H145V149H146ZM199 147H200V145H199V143H197L195 145L196 150L199 151L201 155L203 154V156H205L207 154V152L205 150H203L201 147L200 148ZM173 149H175V148H173ZM125 150L127 151L128 149H125ZM129 150H128V152H129ZM135 150H137V149H135ZM132 151H133V154H135L134 149ZM132 151H130V152H132ZM76 152L78 154H75ZM139 153H141V152H139ZM16 156H17V154H16ZM76 156H80V157H78V158H80V160L77 159ZM132 156L133 155L131 154L130 157H132ZM56 158H58V160H59V157H56ZM133 158H135V157H133ZM31 160H32V158H31ZM81 160L84 162L86 161L87 163L93 165V169H94V166H95V168L98 167V169H96L98 171H99V168H101V170H103V172H102L103 173L102 174L103 179H102V176L100 179H99V177L95 176L96 174H94V172H96V170H94V172L91 170L87 173L85 167H77L76 168V165H78L79 161H81ZM46 161L44 159L41 163L42 164L44 163V165H45ZM36 163H33V164H36ZM91 165H89V166H91ZM120 166H122V167H120ZM71 167H73V170H71L70 173H65V170L70 169ZM1 168H2V166H1ZM32 168H29L28 170L31 169V171L33 172V175L35 174L36 176H38V174H36V173H38V172H36L37 169L36 168L32 169ZM4 169L2 168V170H4ZM2 170H1V172H3ZM156 170H154V172H156ZM15 172H16V174H15ZM106 173L110 174L111 179L108 180V182H107L108 184H105V185H107L105 187V191H107V192H105V196H104L105 202L104 201H101V202L96 201L94 199L93 195H91L92 193L89 192L88 188H85V186L80 185L79 182L81 180H85V181L87 180V182L89 184H91V183H93L94 180H96L97 183L99 182L100 184H103V182L105 180L104 175L107 176ZM175 175H179V174H175ZM175 175L173 176L171 174V176H170L168 174V176H170V177H168L166 175L167 178H169V179H167V178L166 179L169 182L170 181L173 182V180L177 178V176H175ZM166 176H164V177H166ZM46 177L48 179H46ZM179 177H180V175H179ZM78 179H80V180H78ZM163 179H165V178L162 177V180ZM167 182H165V183H167ZM169 182L167 184H169ZM56 184H57V186L54 187ZM169 186H171V185L169 184ZM30 187H32V188H30ZM143 187L145 189L144 193H143V191H144ZM146 187H147V189H146ZM106 188L107 189L109 188L108 189L109 191L106 190ZM139 188H141V189H139ZM46 189H47V191H46ZM148 190H149V192H148ZM128 191L133 192V191H130L129 189H128ZM128 191H125V192H128ZM58 193H60V194H58ZM10 194L12 195V193H10ZM43 194L44 195L46 194L45 196H48L50 198L52 197V199L50 200V198H46ZM21 195H25L26 199L28 197V200L31 198V196H32L33 200H34V197H35V199L37 198L38 200L36 199V201H38L40 203L39 206L37 208H33L32 205H30V203H29V202L33 201V200H31L32 198L30 199L31 201L27 202V200L24 199L25 197H23V196L21 197ZM55 195H56V197H55ZM107 195H109V196H107ZM60 196H62V197H60ZM42 197L43 198L45 197L46 199L45 198L43 199ZM109 198L111 199V201ZM147 198H148V196H147ZM43 200H44V202H43ZM46 201H48V203L50 201V203L48 204ZM108 203L110 206L108 205ZM110 203L111 204L113 203V204L111 205ZM67 206H68V208H67ZM118 207L121 209L120 211H119ZM64 209H67V211ZM115 209L116 210L118 209L117 210L118 215H117V212L115 211ZM50 211H52V212H50ZM70 211H71V213H70ZM78 211H79V213H78ZM59 212L60 213L63 212V213L60 214ZM64 212H67V214L66 213L64 214ZM73 212H74V214H72ZM120 213H122V215H123L122 217H121ZM60 215H62L64 217H62ZM65 216H66V218H65ZM55 217L61 221H59ZM78 217L82 220H80ZM64 218H65V220H64ZM67 218H68V222L66 221ZM121 218H123V220L125 222ZM55 219L58 221H56ZM46 220L48 222H46ZM50 222H52V224ZM123 222L126 225L128 224L127 232L125 229L126 226ZM129 222H131V223H129ZM152 222H150V223H152ZM69 223H72V225ZM78 223L80 226L78 225ZM81 224H83V225H81ZM60 225H62V226L59 227ZM123 225H124V228L121 227ZM129 226H131V228H132V226L135 227L137 229V232L139 231V233H137L136 229H134L135 233L131 234V230L133 232H134V230L131 229ZM64 229L66 231L69 229L68 232L70 234L71 233H73V234L70 235L68 232H65ZM4 230H7V231H4ZM60 230H61V232L58 233ZM85 230H86V232H85ZM14 231L16 233L18 232V234H16V235L19 236V234H20V236H22L23 239H25V236H26V238L28 239V242H32L34 240L33 241L34 243H35V241L38 243V241H39L38 244L41 247H38L39 246L38 245L37 248L35 249L37 244L34 245V243H32L34 245V247L30 248V250L27 249L28 251H31V252L27 251V253H26L27 255L26 254H25L26 256L23 255L24 253H23V251L19 250L18 245L22 244L25 248V245L23 243L24 240L21 238L16 239L17 241L13 240L12 237H14L15 234L13 235L12 232H14ZM62 231H63V233H62ZM23 233H24V237H23ZM66 233H68L69 236ZM128 233H130V234H128ZM10 234H12V235H10ZM134 234L136 236H134ZM82 235H84V236H82ZM128 236H130V238ZM132 236L134 238L137 237L136 238L137 241L139 240L142 242L133 241L136 239H133ZM140 236L143 238H141ZM131 237H132V239H131ZM139 237L143 240H140ZM14 238H17V237L15 236ZM71 238H72V240H71ZM31 239H33V240L30 241ZM64 239H65V241H63ZM19 240H23V241L19 242ZM144 240L147 242V243L146 242L145 243L149 245V246L145 247V249L148 253L146 251H144L145 249H143L145 246L143 244ZM18 242H19V244H18ZM24 242L26 244V241H24ZM74 243H76V245ZM138 243H140V245ZM141 243L144 246H142ZM9 244H11V243H9ZM14 245H16V246H14ZM115 245H116V247H115ZM126 245H127V247H126ZM30 247H31V245H30ZM44 247H45V249H44ZM39 248H40V250H43V251L41 252L39 250ZM41 248H43V249H41ZM53 249L55 250V252H54L55 254L53 253ZM36 250L39 251L38 255L35 253ZM20 252H22L23 254H21ZM24 252H25V250H24ZM142 252H146V255H147V258H149V261L147 258H145L146 255H143ZM50 253H52V254L50 255ZM56 253L60 254V255L57 256ZM61 253H62V255H61ZM66 253H67V255H65ZM128 253L131 255H129ZM53 254L56 255L55 256L56 258L53 256ZM149 254H150V257H151V255H153L151 253H149ZM29 255H32V256H29ZM35 255L37 258L35 257ZM68 255L71 258V260L73 259L75 261H70V262L66 261V259L68 260V258H69V257H67ZM132 255H134V256H132ZM61 256H63L64 258L65 257H67V258L63 259ZM48 257H50V258H48ZM51 257L54 259H51ZM153 257H154V255H153ZM58 259H60V260H58ZM133 259L135 262H133ZM50 260H52L51 261L52 263L50 262ZM156 260L157 259L154 257L152 262L156 261ZM171 262L169 264H175V262L177 263V260L175 259L174 261L172 260ZM235 264H240V262L237 261V262H235Z\"/></svg>",
	"mask_w": 264,
	"mask_h": 264
}]
</instances>
